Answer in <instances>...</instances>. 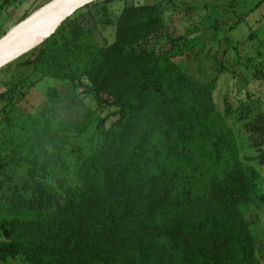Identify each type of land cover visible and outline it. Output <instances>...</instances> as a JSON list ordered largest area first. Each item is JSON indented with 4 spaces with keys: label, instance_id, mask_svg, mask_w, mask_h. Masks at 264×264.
<instances>
[{
    "label": "trees",
    "instance_id": "16d2710c",
    "mask_svg": "<svg viewBox=\"0 0 264 264\" xmlns=\"http://www.w3.org/2000/svg\"><path fill=\"white\" fill-rule=\"evenodd\" d=\"M112 1L77 10L11 63L0 263L264 264L247 218L264 205L259 174L241 159L229 108H216L217 80L179 65L209 40L231 48L227 33L264 0H125L117 16ZM100 26L113 28L111 43H98ZM212 61L226 72L218 51ZM45 79L81 88L94 108L80 122L18 108ZM247 130L264 135V117Z\"/></svg>",
    "mask_w": 264,
    "mask_h": 264
},
{
    "label": "rangeland",
    "instance_id": "374dc122",
    "mask_svg": "<svg viewBox=\"0 0 264 264\" xmlns=\"http://www.w3.org/2000/svg\"><path fill=\"white\" fill-rule=\"evenodd\" d=\"M49 0H13L7 12L0 9V36L8 31L19 19L31 10ZM135 3H153L155 0H132ZM125 0H113L111 12L118 14ZM237 28L227 33L232 47L222 41H207L204 48L190 59L177 60L182 70L193 80L207 82L217 80L213 91L216 108L222 114L229 108L227 124L233 129L237 146L244 164L254 168L258 174V188L264 196V164L259 163V156L264 154V135L251 133L247 124L259 116L264 117V3L253 13L245 16ZM173 23L178 25L177 16H172ZM100 34L96 39L100 45L111 43L114 37L112 27L100 26ZM183 26L179 24L180 33ZM210 39V36H208ZM227 48L226 52L224 50ZM218 51L223 56L226 72L216 73L212 61L213 54ZM11 65L0 69V90L10 81ZM54 92L55 94L53 95ZM81 88L70 84H59L53 80H42L35 83L18 108L25 109L35 115L46 116L52 112L56 120L80 122L85 114L94 108V102L83 95ZM17 100V97L15 98ZM105 114V113H104ZM260 150V151H259ZM264 206V205H263ZM251 210L247 215L251 230L255 237V249L260 250L264 258V207ZM3 264V263H0ZM6 264H24L19 260H10Z\"/></svg>",
    "mask_w": 264,
    "mask_h": 264
},
{
    "label": "water",
    "instance_id": "95a60500",
    "mask_svg": "<svg viewBox=\"0 0 264 264\" xmlns=\"http://www.w3.org/2000/svg\"><path fill=\"white\" fill-rule=\"evenodd\" d=\"M94 1L49 0L31 10L0 37V69L11 65L23 53L43 43L67 18ZM48 18H53L51 24L41 29L42 23Z\"/></svg>",
    "mask_w": 264,
    "mask_h": 264
},
{
    "label": "bare ground",
    "instance_id": "6f19581e",
    "mask_svg": "<svg viewBox=\"0 0 264 264\" xmlns=\"http://www.w3.org/2000/svg\"><path fill=\"white\" fill-rule=\"evenodd\" d=\"M53 18H48V20H46L45 22L42 23V28L46 29L52 22Z\"/></svg>",
    "mask_w": 264,
    "mask_h": 264
}]
</instances>
